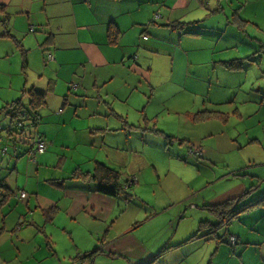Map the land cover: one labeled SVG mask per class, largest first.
<instances>
[{"label":"crops","instance_id":"0c3cea01","mask_svg":"<svg viewBox=\"0 0 264 264\" xmlns=\"http://www.w3.org/2000/svg\"><path fill=\"white\" fill-rule=\"evenodd\" d=\"M11 1L0 0V120L6 121L0 130L13 145L0 149V264H150L162 247L172 245L166 252L189 238L165 241L187 202L208 214L198 216L195 239L222 236L217 247L227 243L225 231L203 225L219 219L206 206L238 205L263 193L264 162L253 160L258 135L225 151L211 140L230 115L243 120L239 92L264 94L252 84L264 76V0L231 2L246 23L235 20L241 32L219 31L216 5L230 0H35L33 20L27 5L12 8ZM31 89L44 92L39 121L11 130L9 105L19 99L28 106ZM229 103L235 107L224 110ZM172 125L193 136L175 145ZM30 133L45 140L43 152L27 154ZM134 136L153 147L134 145ZM226 158L235 161L217 164ZM98 163L124 178L134 173L139 182L149 169L154 202L136 203L133 185L115 196L97 191L90 174ZM213 182L215 190L200 198L198 185ZM21 189L25 197L18 196ZM261 220L258 204L229 222L241 264L249 248L253 264H264Z\"/></svg>","mask_w":264,"mask_h":264},{"label":"rangeland","instance_id":"374dc122","mask_svg":"<svg viewBox=\"0 0 264 264\" xmlns=\"http://www.w3.org/2000/svg\"><path fill=\"white\" fill-rule=\"evenodd\" d=\"M235 2L236 0H230V6L226 3H220L217 4L216 6L221 7V10L219 13H221V17L219 20V31L222 30H226V28L228 26H233L234 29H237V23L235 22V20H241L239 19L240 17L238 15H236V13H234L235 9H237L238 4L234 5V7H231V2ZM35 0H29V1H23V0H12L10 3V7L12 8H17V7H21L24 5H27L29 7V10L33 13H31L32 16H30L32 18V20L34 18H37L39 12L37 11L36 6L34 5ZM258 4V3H257ZM259 8V6H257ZM230 8L232 9L230 11ZM243 13V12H242ZM242 13H240L239 15L242 17ZM215 15L218 14H214L213 17ZM216 17V16H215ZM239 17V18H238ZM223 20V21H222ZM228 21V25L225 26L224 23ZM224 22V23H222ZM232 22V23H230ZM239 23H242V27L244 28V25L246 24L245 22H243L242 20L239 21ZM241 29H239L238 31H240ZM262 69L264 70V65L262 67ZM253 70L250 69L247 71V76H252L253 75ZM256 86H263L264 87V76L261 77L258 76L257 78H253V82L252 84H254ZM249 82L246 83V87H248ZM238 91V90H237ZM263 93H264V88H263ZM244 97V98H242ZM242 99H252L255 101H245L243 103ZM237 102H239V108L242 109V116H243V120H241V118L239 117V115H230L228 121H225L222 123L225 124L223 126H219V133H216L214 138H212L211 140V145L213 147H216L218 149H222V151L228 150L231 147H235L237 140L244 142L248 139V136L250 135H258L259 137V146L261 148H259V155L258 157H254L253 160L255 162H264V94H260V95H253L252 92L248 91L244 96H242V94L239 92L238 96L236 98ZM26 101V100H25ZM227 108L224 110H228L230 111L232 108L235 107V103L231 104H227ZM2 117V116H0ZM1 119V118H0ZM5 119V118H4ZM4 119L0 120V124L1 121L3 122ZM6 123V121H4ZM215 122L212 121L211 123ZM25 124H27L25 122ZM163 126H169L171 123H169L167 125V123H162ZM166 124V125H165ZM207 123L204 124V126L202 128H205L206 132H210L209 129H207ZM136 126V125H134ZM6 127V125H5ZM29 126L25 127V130L28 129ZM133 129V127H131ZM248 129L249 132L245 133L242 132L243 130ZM170 129L174 130L175 133L177 135H173L174 137H172L175 140V145L176 142H179L180 140L184 139L186 136V139H188V136H193L192 131H189L186 127H184V125H180V127H177L175 125L170 126ZM132 131H136L137 136L140 132H142L139 129L136 130H132ZM238 131V132H237ZM237 133V134H236ZM233 134V135H232ZM0 135H2V137H0V149H3L4 147H6V145H8L9 147H12V143L10 141H7L5 138V133H4V129L0 130ZM26 136H28L27 134H24ZM30 139L31 141H33V133H30ZM137 136H134L133 138V143L136 146H144V147H153V145L151 143H147L145 141H140L139 138H136ZM210 137V136H208ZM231 137H233V140H231ZM236 138V140H235ZM165 139V138H164ZM166 140V139H165ZM30 141L29 145L26 146L27 152L28 151H32L35 148V145L32 144V142ZM172 143H169V148L172 147L171 145ZM148 145V146H146ZM189 145H193L194 144H187ZM25 147L24 144L20 143L19 147ZM245 147H247V144L245 145ZM258 147V146H255ZM147 156L150 157L153 155V158L155 157L156 154H153L152 152L149 153L147 150L145 151ZM172 152L174 154H177L175 151V146L174 149H172ZM188 153V152H187ZM28 155L29 152L27 153ZM188 155H190L188 153ZM215 152L212 153V158L215 160ZM157 161V160H156ZM155 161V162H156ZM229 161H235V159L233 160H229V158L224 159L223 161H218L217 160V164L218 165H222L225 163H228ZM259 167L263 166L258 164ZM214 168H217V166H215ZM195 165L192 164L191 168H190V177H192L193 173L195 172ZM261 176L263 177V171H260ZM152 172L149 169H146L144 171L143 174H139L141 181L139 182V177L136 174H130L127 176L126 179H128V183L125 185V187H128V184L130 183L129 180L130 179H134L133 183V187H134V193H135V197H136V203H140L141 205L145 206L146 200L149 199V201L154 202L155 200V185L153 182V177H152ZM215 177H212V180ZM216 182V181H215ZM213 182V183H215ZM219 183H215L213 184V186H211V184H209L208 186L200 189V186L198 185V195L201 196L202 195H207L211 192H213L215 190L214 187H217ZM130 192V191H128ZM197 192V189H196ZM157 193V192H156ZM194 200H191V202H193ZM150 205H153L152 203H150ZM150 209V208H149ZM185 211V215L184 217L180 218V222H177V231L175 232V235H170L168 237L167 241L170 244H174L177 243L179 241V234L181 239H185L187 237L190 238V235L198 229V223H199V218L202 219V217H198V216H202L201 214H207L206 211L204 210H200L194 206H190L189 202L185 203V205L182 207V211ZM208 215V214H207ZM204 218V217H203ZM149 225L147 223H145L144 225L139 227V230L142 232H147V229L149 228ZM230 225V224H229ZM229 230L230 232L233 233L232 227L229 226ZM258 225L260 226H264L263 221H259ZM235 228V227H234ZM264 228V227H261ZM205 229H202V231ZM201 231V232H202ZM224 231L226 232V236L227 238L229 237L228 231H226V227L223 228H218L216 230L217 234H222L224 233ZM189 238L186 241H182L180 246L174 247L172 249H170L169 251H166L167 249L171 248L172 245H168L165 247L161 246L159 248H161L159 251H157L154 256L150 259L151 263L150 264H225L226 260H228L231 264H241L239 259H240V255L238 254V251L234 252L233 248L234 246L241 247V243H237L236 245H231L230 243H225V242H221V244L217 247V245L219 243H217V239L214 236L211 239H204V240H196L191 239L189 240ZM182 239V240H183ZM164 241V242H165ZM184 243V244H183ZM221 245H223L221 247ZM158 248V249H159ZM157 249V250H158ZM251 248L245 250L243 252L242 255V263L243 264H253V255L251 254ZM237 250V249H236ZM164 252V253H163ZM248 258H250V260H247ZM246 261V263H245ZM148 262V261H147ZM148 264V263H146Z\"/></svg>","mask_w":264,"mask_h":264},{"label":"trees","instance_id":"16d2710c","mask_svg":"<svg viewBox=\"0 0 264 264\" xmlns=\"http://www.w3.org/2000/svg\"><path fill=\"white\" fill-rule=\"evenodd\" d=\"M200 1H202V0H200ZM29 94H30V97H29V105L28 106H25L23 104V102L19 99L10 103V105H9L10 108L8 110V114L12 120V123H13V120L16 117H18V115H21L23 112L25 114H27L28 116H35L36 119H37V117L39 118V116H37L38 114L36 113V109L38 106H40L42 103H44V92L39 91V90H35V89H31ZM211 114L214 116V114L219 115L222 113L212 112ZM199 116L200 115H198L197 117H199ZM200 117H202V116H200ZM205 118H210V117H205ZM165 137H166V139H169L168 136H165ZM77 174L78 173H76L75 176ZM80 176H82V175H80ZM90 178L97 183V186H96L97 191H100V192L105 193V194H109L111 196L118 195L119 192L123 191V187L128 183V179H126L122 176L119 169L114 168V167H109L103 163H98L94 167L93 172L90 174ZM132 185H133V183H129L128 187H131ZM5 190H7V188H5ZM258 204L264 205V192L261 193L259 196H257L255 199L247 201V202H239L238 205L236 203L235 205L231 204V205L222 206L219 208L217 206L211 207V205H207L206 207L208 209H211L212 211L217 212L219 219H218L217 223H214V224L210 223L207 220H203L202 223H203V225L211 226L210 231L212 233H216V230L218 228L226 227V231H228V234L230 236V234H234V233L230 232L228 225H229V222L234 218V216H236V214L238 212H241L242 210H246V209L251 208L253 206H256ZM197 234L198 233L192 234V236H190L189 240L195 238L197 236ZM216 239L220 241L223 239V237L217 236ZM237 240L238 239L236 236L235 243H231L229 241V237L227 238V236H226V242L230 243L231 245H236L238 243ZM149 262L150 261L145 262L143 264H146Z\"/></svg>","mask_w":264,"mask_h":264},{"label":"built area","instance_id":"2783aa9c","mask_svg":"<svg viewBox=\"0 0 264 264\" xmlns=\"http://www.w3.org/2000/svg\"><path fill=\"white\" fill-rule=\"evenodd\" d=\"M144 38H146V35L143 36ZM24 110V109H23ZM38 116V115H37ZM39 121V118L35 116H28L27 114H25L24 112L21 115H18V117H16L13 120L12 126H11V130L13 129H17L18 131L21 130L25 124V122H28L29 124H33L36 125ZM35 137V138H34ZM33 137V141L32 144L35 145V148L32 150L34 153H40L43 152L46 149V142L45 140H43L42 137H40V135L34 136ZM129 182H134V179H130ZM26 192L24 190H19L18 192V196L19 197H25ZM229 241L231 243H235L236 241V237L234 234H230L229 236Z\"/></svg>","mask_w":264,"mask_h":264},{"label":"bare ground","instance_id":"6f19581e","mask_svg":"<svg viewBox=\"0 0 264 264\" xmlns=\"http://www.w3.org/2000/svg\"><path fill=\"white\" fill-rule=\"evenodd\" d=\"M236 237V236H235Z\"/></svg>","mask_w":264,"mask_h":264}]
</instances>
